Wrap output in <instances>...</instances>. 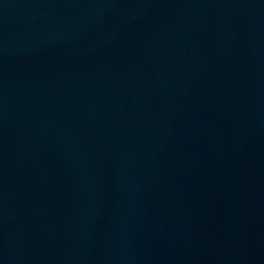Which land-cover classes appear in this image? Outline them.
I'll return each mask as SVG.
<instances>
[{
    "label": "water",
    "instance_id": "95a60500",
    "mask_svg": "<svg viewBox=\"0 0 264 264\" xmlns=\"http://www.w3.org/2000/svg\"><path fill=\"white\" fill-rule=\"evenodd\" d=\"M0 264H264V0H0Z\"/></svg>",
    "mask_w": 264,
    "mask_h": 264
}]
</instances>
